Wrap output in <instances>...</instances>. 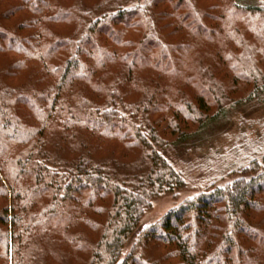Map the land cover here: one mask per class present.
Segmentation results:
<instances>
[{
	"label": "trees",
	"instance_id": "1",
	"mask_svg": "<svg viewBox=\"0 0 264 264\" xmlns=\"http://www.w3.org/2000/svg\"><path fill=\"white\" fill-rule=\"evenodd\" d=\"M2 1L0 264H264V137L230 183L141 227L186 183L165 151L264 95V5ZM161 17L186 28L179 42L163 38ZM213 30L215 66L184 78L192 95L146 82L141 68L172 69Z\"/></svg>",
	"mask_w": 264,
	"mask_h": 264
},
{
	"label": "rangeland",
	"instance_id": "2",
	"mask_svg": "<svg viewBox=\"0 0 264 264\" xmlns=\"http://www.w3.org/2000/svg\"><path fill=\"white\" fill-rule=\"evenodd\" d=\"M95 1L99 0H84L89 5ZM242 1L243 3L264 5V0ZM144 2L145 0H142V3ZM211 2L212 0H195V3L202 7H208ZM178 3L179 0H159L155 6L156 9L166 13L170 11L171 5L178 6ZM5 4V1H0V10L4 9ZM189 4L192 5L190 1H188ZM239 18L241 19L243 16H238L236 20H240ZM206 21L212 23L209 18ZM160 25L163 38L173 43L179 42L186 31V28H174L170 19L166 17H161ZM214 25L217 27L220 24L214 23ZM152 30H155L154 27ZM155 38L160 42L157 36ZM218 41L221 44L216 31L213 30L210 35L205 31L200 35V39L192 41L187 49L179 48L180 52L176 51L180 57L175 56L177 59L172 69L168 67L169 64L162 66L168 70L169 74L160 73L163 69L160 67L156 69L154 66L141 68L139 71L142 76H145L143 74L146 73L144 79L149 84L161 82L164 87H170L174 96L178 93L181 85L192 95L194 91L192 81L184 82V78L190 77L192 79L198 72L200 63L204 62L215 66L211 56L212 51L218 50L219 52ZM157 52L155 51V53ZM171 55L174 56L173 53ZM7 58L6 52H0V66L6 62ZM138 64L145 63L138 62ZM113 67L114 64H109L108 68H104V71L109 70L107 79L112 78ZM155 75L159 78H156ZM76 84L78 83L76 82ZM241 93L242 90L238 91L237 94ZM207 133L205 136L197 135L183 144L171 146L165 151L170 162L184 176L186 183L183 187L163 193L156 198L143 215L141 227L159 221L170 209L186 199L193 198L200 193H208L211 189L227 182L230 183L235 178L236 173L233 172L235 165L240 161H246L253 151L251 146L257 144L264 137V95L250 104H242L231 109L227 116L213 125ZM43 200L45 201L46 198Z\"/></svg>",
	"mask_w": 264,
	"mask_h": 264
}]
</instances>
